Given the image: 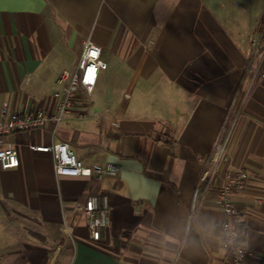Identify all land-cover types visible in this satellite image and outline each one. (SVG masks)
I'll list each match as a JSON object with an SVG mask.
<instances>
[{
  "label": "crops",
  "instance_id": "obj_1",
  "mask_svg": "<svg viewBox=\"0 0 264 264\" xmlns=\"http://www.w3.org/2000/svg\"><path fill=\"white\" fill-rule=\"evenodd\" d=\"M87 40L107 65L92 93L59 124L2 139L19 166L0 167V264H230L215 200L230 165L248 176L232 195L245 264H264V0H0V112L55 115L49 90ZM221 134L228 160L192 222ZM53 144L118 175L56 177L30 149ZM91 193L107 199V229L63 241L62 213Z\"/></svg>",
  "mask_w": 264,
  "mask_h": 264
},
{
  "label": "built area",
  "instance_id": "obj_2",
  "mask_svg": "<svg viewBox=\"0 0 264 264\" xmlns=\"http://www.w3.org/2000/svg\"><path fill=\"white\" fill-rule=\"evenodd\" d=\"M106 63L101 59V50L89 40L83 42L77 68L73 76L67 75L58 80L60 88L50 89V94L58 100L55 115L49 117L43 112L35 116L20 117L6 110L0 112V167L3 170L16 169L19 166L18 153L10 146L3 147V138L10 133L25 132L41 128L48 120L55 124L62 122L71 107L72 99L79 91L90 95L96 86L98 72L105 70ZM261 64L255 76L261 75ZM68 80V81H67ZM68 82V83H67ZM67 83V84H66ZM228 136L220 135L210 154L205 170L198 180L190 203V216L193 222L200 208L214 187L216 176L227 160ZM3 147V148H2ZM34 152L51 154L56 177L86 178L89 181H100L106 177H116L118 168L107 164H87L84 157L69 148L66 144H53L49 147H31ZM107 152V143L100 146L99 153ZM247 174L242 169L228 166L224 173L223 185L217 189L215 200L222 210V248L227 252L230 264H245L248 256L241 243V234L236 225L237 208L232 195L241 193L246 187ZM63 241H71L79 229H85L89 239L98 242L108 227L107 199L103 195L84 194L75 202L72 210L62 213Z\"/></svg>",
  "mask_w": 264,
  "mask_h": 264
},
{
  "label": "rangeland",
  "instance_id": "obj_3",
  "mask_svg": "<svg viewBox=\"0 0 264 264\" xmlns=\"http://www.w3.org/2000/svg\"><path fill=\"white\" fill-rule=\"evenodd\" d=\"M262 60H263V59H262ZM263 63H264V60H263ZM263 63H262V64H263ZM261 67H262V66H261Z\"/></svg>",
  "mask_w": 264,
  "mask_h": 264
}]
</instances>
